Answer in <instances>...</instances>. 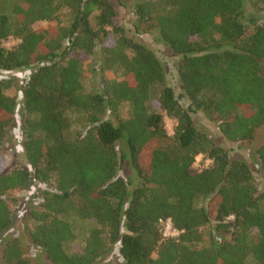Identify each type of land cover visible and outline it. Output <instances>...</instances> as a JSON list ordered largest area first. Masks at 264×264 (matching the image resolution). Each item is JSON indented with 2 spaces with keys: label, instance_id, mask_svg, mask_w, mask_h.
Listing matches in <instances>:
<instances>
[{
  "label": "trees",
  "instance_id": "1",
  "mask_svg": "<svg viewBox=\"0 0 264 264\" xmlns=\"http://www.w3.org/2000/svg\"><path fill=\"white\" fill-rule=\"evenodd\" d=\"M0 1V71L31 70L20 95L0 78V264H31L8 231L33 182L44 187L23 228L49 264H95L115 246L112 264H264V144L254 170L193 119L201 112L235 144L264 126V0H133L132 31L178 56V95L128 34L120 0ZM86 70L98 89H85ZM17 113L29 167L9 168ZM197 156L210 163L195 169ZM127 166L135 183L120 175ZM167 218L177 236H163ZM77 221L89 226L71 251Z\"/></svg>",
  "mask_w": 264,
  "mask_h": 264
},
{
  "label": "rangeland",
  "instance_id": "2",
  "mask_svg": "<svg viewBox=\"0 0 264 264\" xmlns=\"http://www.w3.org/2000/svg\"><path fill=\"white\" fill-rule=\"evenodd\" d=\"M2 1H0L1 3ZM133 0H120L119 4H116V11L121 19V22L126 27L128 34L133 36L137 41L144 43L146 46L151 48L158 58L161 60L164 71L166 74V78L168 83L173 87L175 93L178 95L181 92V87L178 82L177 74H176V61L178 60V56L174 54L168 46L156 40L155 36L152 34H143L137 35L132 31V21H133ZM247 12H250V7L248 6ZM45 22H37L34 24L35 27L44 26ZM17 43L16 39L10 38L4 41V46L9 48ZM94 64H97L94 63ZM30 69H16L13 71H0V78H10L13 80V86L7 90L8 94H13L14 92L20 95V90L24 86L28 75L30 74ZM84 75L81 77V81L86 90L98 89L99 84V75L94 72L93 74H89V72L84 71ZM116 77L118 74L113 73ZM182 102H185L184 99ZM186 103V102H185ZM18 111V110H17ZM120 115L125 117L128 113L127 106L124 105L120 111ZM194 123L198 128L204 129L210 137L217 143H219L222 147L227 149L229 155L233 158H243L249 161L253 166L254 170H256L258 166V160L255 156V149L264 144V126L261 127L255 139L251 143H242L235 144L233 142L228 141L226 138L222 136L220 130L218 128V123L215 121H209L205 118V116L201 112H196L193 114ZM165 127L168 132H171L173 129L174 121L168 116L164 117ZM20 116L17 113L14 118L13 125L9 129L8 136L6 142L4 144V155L6 159L7 167L11 168L14 166H27L29 167L27 160L24 156V152L21 147V129H20ZM195 169H200L203 167L204 160L198 158L196 160ZM120 175L127 176L132 179L135 183V176L133 172H131L130 168L123 167L120 171ZM255 178L258 183L259 189L264 190V177L260 172H255ZM44 187V184L41 182H33L31 188L27 192H21L18 194L20 198V202L18 207L16 208L13 216V224L9 229L8 234L19 237L23 243L25 248V252L27 257L31 260V264H49L43 258L42 254L38 251L37 248L31 245L26 233L24 232V223L27 219L26 215L29 210L34 206L35 196L41 188ZM89 226L88 222L77 221L75 225V234L76 238L70 243L69 250L77 251L80 249L83 241V237L86 235L87 228ZM3 235V234H2ZM2 235L0 234V242ZM120 257L117 253V247H113L112 251L102 258L98 259L95 264H112L116 260H119ZM252 263V261L250 260Z\"/></svg>",
  "mask_w": 264,
  "mask_h": 264
},
{
  "label": "built area",
  "instance_id": "3",
  "mask_svg": "<svg viewBox=\"0 0 264 264\" xmlns=\"http://www.w3.org/2000/svg\"><path fill=\"white\" fill-rule=\"evenodd\" d=\"M173 131V130H172ZM171 132H168V133H172ZM198 158H201L200 156H197L196 157V160H198ZM196 160L193 164V166L195 167L196 166ZM210 163V160L209 159H204V163H203V166H207L208 164ZM161 223L163 225V230H162V234L163 236L165 237H169V236H177L179 234V231L176 230L173 226H172V222L169 218H167L166 220H161Z\"/></svg>",
  "mask_w": 264,
  "mask_h": 264
}]
</instances>
